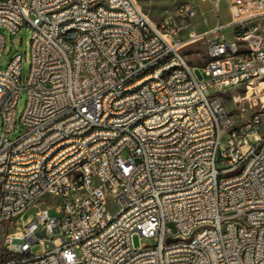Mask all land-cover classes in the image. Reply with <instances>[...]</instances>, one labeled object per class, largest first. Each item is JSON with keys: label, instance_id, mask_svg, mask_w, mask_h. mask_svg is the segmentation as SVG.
<instances>
[{"label": "built area", "instance_id": "obj_1", "mask_svg": "<svg viewBox=\"0 0 264 264\" xmlns=\"http://www.w3.org/2000/svg\"><path fill=\"white\" fill-rule=\"evenodd\" d=\"M230 10L184 38L189 4L155 24L136 0L0 3V264H264V0ZM25 27L27 75L21 54L1 65L4 32ZM211 35L200 80L182 50ZM228 88L259 107L240 128Z\"/></svg>", "mask_w": 264, "mask_h": 264}, {"label": "rangeland", "instance_id": "obj_2", "mask_svg": "<svg viewBox=\"0 0 264 264\" xmlns=\"http://www.w3.org/2000/svg\"><path fill=\"white\" fill-rule=\"evenodd\" d=\"M6 1L8 0H0V3H4ZM136 2L142 8L145 14L150 18V20L155 24H160L168 18L174 16V13L179 6L185 4H189L190 6H192L196 11L194 26L186 29V31L183 33L184 38H187L188 34L191 31H195L198 34H205L206 32H210L214 27H216L219 22H221L222 24H227L232 20V14L230 10L231 0H222L219 3V14H216L215 12L216 4L210 0H136ZM262 29H264V25ZM233 30V28H227L223 31L222 34L226 38V40H236ZM4 34L6 38V48L1 60L2 67L6 68L15 55L21 54L24 58V75H27L29 73L31 61V28L25 27L16 35H12L8 32H4ZM212 37H214V35L205 37L202 41H191L182 50L183 56L186 58L191 67H194L195 75L200 80L204 79L202 70L208 62V46L206 42L209 38ZM236 91H239V88L226 89V92H229V94L224 95V100L227 109L233 117L235 127L240 128L248 121V119L259 107L255 106L253 100L249 99L244 100L240 103H236L232 98V94H235ZM241 92L242 96L245 95V90H242ZM25 106L26 97L23 96V98L19 102V106L17 109L18 118H20L23 114ZM2 125L3 117L0 110V128H2ZM22 132L23 130H16L14 137L20 135V133ZM43 201L55 205L60 202L58 198L53 196H48L44 198ZM41 206L42 204H38L29 212L14 220L8 231H14L17 227L26 224L32 217L36 215ZM108 209L111 214L117 213V206L114 202H108ZM50 215L53 217L59 216L55 210H51ZM170 227L174 232L176 231V228L173 224H170ZM2 238L3 234H0V246L2 244ZM134 243L137 248L142 247L145 244L149 246L155 245L154 240L145 238L140 239L139 236H136L134 238ZM41 250V246H34L32 254H38ZM12 258L13 257L10 254H5L0 251V263L9 261Z\"/></svg>", "mask_w": 264, "mask_h": 264}, {"label": "bare ground", "instance_id": "obj_3", "mask_svg": "<svg viewBox=\"0 0 264 264\" xmlns=\"http://www.w3.org/2000/svg\"><path fill=\"white\" fill-rule=\"evenodd\" d=\"M73 30H83V23H73ZM242 174V167H235L232 170V178H239Z\"/></svg>", "mask_w": 264, "mask_h": 264}, {"label": "water", "instance_id": "obj_4", "mask_svg": "<svg viewBox=\"0 0 264 264\" xmlns=\"http://www.w3.org/2000/svg\"><path fill=\"white\" fill-rule=\"evenodd\" d=\"M40 237L44 236V233H40L39 234ZM177 240L176 239H169L168 242L171 243V242H176Z\"/></svg>", "mask_w": 264, "mask_h": 264}, {"label": "crops", "instance_id": "obj_5", "mask_svg": "<svg viewBox=\"0 0 264 264\" xmlns=\"http://www.w3.org/2000/svg\"><path fill=\"white\" fill-rule=\"evenodd\" d=\"M232 1V0H231Z\"/></svg>", "mask_w": 264, "mask_h": 264}]
</instances>
